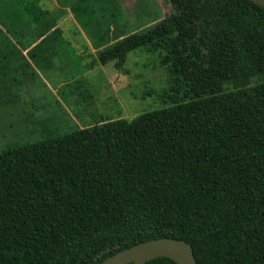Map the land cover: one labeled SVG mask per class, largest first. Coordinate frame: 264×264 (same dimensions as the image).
Wrapping results in <instances>:
<instances>
[{
    "label": "trees",
    "instance_id": "trees-1",
    "mask_svg": "<svg viewBox=\"0 0 264 264\" xmlns=\"http://www.w3.org/2000/svg\"><path fill=\"white\" fill-rule=\"evenodd\" d=\"M101 1L50 11L14 0L19 26L33 28L31 61L47 69L70 45L58 26L70 8L98 49L89 68L125 72L131 51L162 52L165 106L0 151V264H99L162 237L191 243L199 264H264V7L168 0V17L116 37ZM14 72L8 85L0 76V95L38 74L31 62Z\"/></svg>",
    "mask_w": 264,
    "mask_h": 264
},
{
    "label": "rangeland",
    "instance_id": "rangeland-1",
    "mask_svg": "<svg viewBox=\"0 0 264 264\" xmlns=\"http://www.w3.org/2000/svg\"><path fill=\"white\" fill-rule=\"evenodd\" d=\"M41 4L49 10L56 6L55 0H40ZM10 7L12 0H0V11ZM98 11L104 28L110 26L118 37L145 31L168 17L173 10L168 0H108L105 3L100 2ZM68 15L69 20L66 16L59 20L64 37L70 42L61 54L67 53L60 54L54 64L47 68H55L57 76L64 79L70 76L77 78L90 69L88 65L96 60L98 52L88 32L74 20L72 14ZM2 18L0 17V22ZM3 23L4 27H0V39H15L17 31H12L6 22ZM24 29L31 30V26L27 25ZM116 40L117 38L112 37L110 42ZM72 44L85 48L91 56L87 58L85 69L84 65L75 59V67L67 74L62 66L69 61L67 59L75 57ZM86 52L84 54H87ZM161 56V51L138 48L128 54L124 65L125 72L117 70L113 62L101 64L104 69L94 68L98 65L96 63L92 68L93 72L87 71L85 74L84 85L65 89L69 95L68 101L60 95L64 101L58 102L57 97H50V94L41 91L42 97H39L40 94L31 95L30 97L35 99L27 101L24 106L19 104L12 108H1L0 151L12 145L41 140L49 133L65 134L80 126L95 125L105 120H132L145 111L164 107L165 92L169 91L172 83L167 67L162 64ZM33 81L34 88L39 89L41 83L36 77L26 82ZM225 88H229V85Z\"/></svg>",
    "mask_w": 264,
    "mask_h": 264
},
{
    "label": "crops",
    "instance_id": "crops-1",
    "mask_svg": "<svg viewBox=\"0 0 264 264\" xmlns=\"http://www.w3.org/2000/svg\"><path fill=\"white\" fill-rule=\"evenodd\" d=\"M13 3L14 0H12V7H13ZM56 6H54L53 8L50 9V11H57V10H63L61 9L62 7L58 4L57 0H55ZM42 6V4H41ZM12 7H10L8 10H4L3 8L0 11V17H3L1 22H0V27H4V23L6 22L7 25H9L10 29L16 30L18 34H16V38L13 40H5V39H0V42H4L6 43V45L4 46V48H1L0 51H4V50H14L12 48V46L16 45L18 48L17 51L13 52L11 55H9L8 57H6L7 59L4 60V62L0 63L2 64V70L6 69V72H2L0 71V76L3 77L4 75L9 76L7 77V82L6 84H10L13 83V78L16 75L14 72V69L19 68L20 66H24L26 65V62H31V64L34 66V68L37 71V81H39L40 84V88H34V81L31 83L25 82L21 85H18L17 87H14L13 89L7 91L6 93L0 95V100L2 99L0 103V109L1 108H12V107H16L17 105H21L24 106L25 103L29 100H34L35 98H31V95H39V97L41 96V91H44L45 93H47L48 95L50 94L53 95V97H57L58 102L60 101L61 103L64 101L62 98H60V95L66 99L67 101L69 100V95L66 94L65 89H69L70 87L72 88H77L80 87L81 85L85 84V74L87 73V71H89L90 73L93 72V69L90 68L88 70H86L82 75H78L77 78L76 77H68L67 79L64 78H59L57 76V73L55 71V68L53 69H42L40 67H37L30 59L28 53L31 47L34 46V44L32 46L29 47L28 42L30 41V32L33 33V28L31 27V30H25L24 27L23 30L19 27V15L12 12ZM43 7V6H42ZM45 8V7H43ZM50 8V7H49ZM46 10H49L47 8H45ZM68 9L70 10V8H65V14L63 15V17L66 16L67 20L68 19V14L70 13V15L72 14L74 20L75 17L72 13V11L70 10L68 12ZM9 11V12H7ZM63 17H61L59 20H61ZM76 21V20H75ZM77 22V21H76ZM27 26V25H26ZM29 26V25H28ZM58 26L60 27V23L58 22ZM18 29V30H17ZM63 36H64V31H63ZM65 38V37H64ZM23 44H27L26 46H24ZM23 45V46H22ZM73 45V49H74V54L75 57L71 58V59H67L69 61H67L63 66V70L65 71V73L69 74L70 69L75 67V59H78V62H80L81 64L84 65V69L86 67V61L87 58L90 57L91 55L86 52L85 48L72 44ZM89 46H91L89 44ZM87 49V46H86ZM65 50V48H64ZM87 54H84V53ZM67 53V52H66ZM66 53H62V54H66ZM61 54V53H60ZM59 54V55H60ZM61 54V55H62ZM92 60V57H91ZM90 66V64L88 65ZM102 68L104 69V66H101V64L96 65L94 68ZM82 68V67H81ZM81 68L79 70H81ZM28 69V68H27ZM30 72V70H29ZM74 75V74H71ZM81 77V79H80ZM83 78V79H82ZM70 90V89H69ZM45 98V97H43ZM28 112V110H27ZM78 128H83V127H78Z\"/></svg>",
    "mask_w": 264,
    "mask_h": 264
},
{
    "label": "water",
    "instance_id": "water-1",
    "mask_svg": "<svg viewBox=\"0 0 264 264\" xmlns=\"http://www.w3.org/2000/svg\"><path fill=\"white\" fill-rule=\"evenodd\" d=\"M264 7V0H252ZM157 257H169L177 264H199L191 243L176 237H162L123 249L99 264H145Z\"/></svg>",
    "mask_w": 264,
    "mask_h": 264
}]
</instances>
